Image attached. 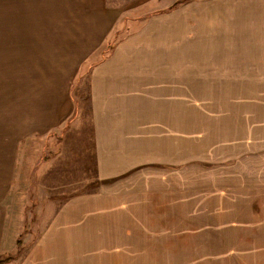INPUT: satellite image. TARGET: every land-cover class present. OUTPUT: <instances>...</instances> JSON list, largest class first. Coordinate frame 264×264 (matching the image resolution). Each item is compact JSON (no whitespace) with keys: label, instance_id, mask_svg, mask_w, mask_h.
I'll use <instances>...</instances> for the list:
<instances>
[{"label":"rangeland","instance_id":"1","mask_svg":"<svg viewBox=\"0 0 264 264\" xmlns=\"http://www.w3.org/2000/svg\"><path fill=\"white\" fill-rule=\"evenodd\" d=\"M230 1L0 0V264H25L64 203L109 183L117 210L88 226L99 243L61 264H264V64H230ZM146 28L171 43L172 97L138 131L172 140H138L134 168L100 180L91 74ZM39 107L60 121L42 134Z\"/></svg>","mask_w":264,"mask_h":264},{"label":"crops","instance_id":"2","mask_svg":"<svg viewBox=\"0 0 264 264\" xmlns=\"http://www.w3.org/2000/svg\"><path fill=\"white\" fill-rule=\"evenodd\" d=\"M227 8L228 33H233L236 29L242 39L234 40L228 35L229 43L224 48L230 64L238 57L240 63L243 61L245 65H263L264 40L260 38L264 34V0H231ZM165 23L167 27L171 26L170 20ZM149 28L133 34L126 42L119 44L108 59L101 62L91 74V140L96 173L100 180L112 179L134 168L139 162L137 149L140 146L147 149L150 145L138 140H172L171 129L167 132L156 129L148 133L138 131L145 129L146 122L153 121L156 124V114H159V120L168 118L170 104L167 100L172 97V76L169 73L172 63L171 43L167 44L169 46L157 43L156 32L150 33ZM107 43L111 44L109 41ZM216 49L220 51L223 47H215L211 49V53L215 54L213 52ZM40 84L44 86L39 72V100L42 92ZM54 98L58 100V94ZM56 104L58 105V101ZM77 104L78 107L79 103ZM58 111L57 108L56 112ZM55 115H45L39 107V134L58 125L60 121L56 120ZM71 116L70 119L67 116L66 126L73 122ZM5 143L9 146L6 151L11 160L17 148L15 140H5ZM143 152H146L145 149ZM77 158L78 155H73V161ZM132 182L133 179L129 180V185ZM112 185H102L99 194H92L91 191V194L73 197L64 203L51 218L49 227L45 230L46 236L40 242L38 239L31 248L25 264H61L67 258L70 263L77 252L85 254L94 249L99 240L91 230H96V227L88 226L101 215L98 213L99 208L106 212L117 210L120 197L115 195L114 187L117 186ZM6 188L7 186L0 185V210L3 208ZM77 240L81 241L78 246Z\"/></svg>","mask_w":264,"mask_h":264}]
</instances>
